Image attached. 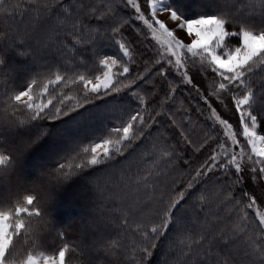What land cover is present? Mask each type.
Segmentation results:
<instances>
[{"label":"rangeland","instance_id":"obj_1","mask_svg":"<svg viewBox=\"0 0 264 264\" xmlns=\"http://www.w3.org/2000/svg\"><path fill=\"white\" fill-rule=\"evenodd\" d=\"M63 1L68 9L61 3L60 17L53 6ZM0 2L5 5V1ZM10 4L0 8L1 14L7 13L3 20L23 19L24 25L18 28L23 34L30 20L38 24L42 15H58L69 29H84L82 40L89 39L93 44L88 46L90 60L78 57L72 49L54 66L65 71L57 70L51 75L40 67L37 71L41 75H36L39 80L35 77L25 88L15 90L10 95L11 102L22 104L23 111L29 112L18 110L14 102L12 112L17 120L27 122L46 108L50 116L69 115L86 104H91L87 114L93 123L113 116L114 126L104 133L98 131L99 125L77 130L79 116L84 115L74 116L66 130H57L39 149V155L50 149L51 156H59L68 150L64 151L66 143L72 146L78 140L75 151L61 159L59 169L70 170L74 166L100 165L127 153V158L113 161L108 167L116 175L114 180L122 181L125 176L126 182L133 179L138 186L147 187L134 195L138 203L149 198L145 212L157 216L153 226H178L168 237V244L178 242L175 261L190 258L194 263L201 260L206 264H264V132L258 128V116L263 112L259 113L258 99L251 94L252 87H244L242 78L264 51V31H251L243 25L237 31L227 30V21L235 22L241 7L226 15L202 12L190 17L171 0H10ZM12 5H30L31 17L15 14ZM249 13L246 7L243 15ZM67 17L73 18L71 22ZM34 30L29 37L38 42L43 32ZM53 31L51 28L47 32ZM102 32L114 39L116 47L111 53L103 48ZM229 36L238 39L231 43ZM18 42L12 39L5 47L15 48ZM18 53L31 54L27 47ZM31 55L21 68L29 69L35 61L42 62L36 54ZM77 61L87 65L85 70H74ZM76 82L81 84L82 93L75 87L69 90ZM162 116L170 120L169 130L164 128ZM93 123L90 124L94 126ZM12 129L3 130L4 139ZM83 135L86 137L81 139ZM26 144L23 141L21 147ZM188 146L194 150L186 154L183 149ZM129 148L133 149L125 152ZM195 152L199 155L198 166L186 172L181 164H189V156ZM8 159L7 153L0 152L1 165ZM45 161L43 156L23 158L19 175L40 180L36 167ZM244 167L250 188L240 178ZM205 177L210 179L198 181ZM213 182H217L215 187L207 185ZM94 188L97 192L71 187L67 199H77L81 206L92 202L94 211L101 210L98 199L103 191ZM31 198L24 196L23 205L29 206ZM58 201L65 209L66 202ZM25 209L13 214L0 211V252L10 242L11 225L15 230L21 228L15 217ZM85 213L84 209L79 214ZM184 215L191 216V228L182 226ZM83 230L80 233L86 235ZM166 253L161 261L170 264ZM8 264H65L63 248L51 254L34 252L24 261Z\"/></svg>","mask_w":264,"mask_h":264},{"label":"trees","instance_id":"obj_2","mask_svg":"<svg viewBox=\"0 0 264 264\" xmlns=\"http://www.w3.org/2000/svg\"><path fill=\"white\" fill-rule=\"evenodd\" d=\"M3 1H5L6 6L0 2V8L11 5L10 0ZM171 2L181 13L190 17H196L202 12L226 15L227 12L236 11L240 6L242 10L236 14V23L227 21V30L237 31L243 25V27L250 28L249 30L264 31V0H189V2L186 0H171ZM61 3L63 7L68 9L64 1L53 6L60 17L63 14V9L59 8ZM12 7L15 8V11H13L15 14L26 15V19L31 17L30 5L23 8L14 5ZM246 7L250 8L251 13L243 15ZM5 15L7 13L1 14L0 10V152L7 153L9 159L2 165L0 164V211L13 214L22 207L26 209L18 217H15L20 221L21 228L15 230L11 225L10 242L5 247L0 264L18 263L24 261L28 255L34 252L51 254L62 248L65 264H159L160 262L165 264L166 262L161 261L164 252H167L166 256L170 260V264H206V261L201 260L194 263L190 261V258L185 261L183 258L180 261H175V254L179 248L178 242L174 245H172L174 241L168 244V237L170 232L178 230V226L175 223H169L166 229L162 228L163 225L153 226L154 223H157V216L145 212L149 208V198L148 201L143 199L142 203H138L137 196L134 195L147 189V187L144 185L138 186V183H134L133 179L126 182L125 176L122 181L114 180L116 175L112 173V170L110 171L108 166L113 161L123 159L127 153L117 155L116 158L107 160L100 165L74 166L70 170L59 169L62 163L61 159L63 157L66 159L72 150L75 151L74 148L79 145L78 140L72 146H70L71 142L66 143L68 147L64 151L68 149L69 152L67 150L61 155L58 154L59 156H51L50 149H45V153L39 155V149L53 137L54 133L58 132L57 130H66L67 124L73 122L72 118L74 116L84 115V117L78 115L77 130L90 129V127L94 128L99 125V128H97L101 133L114 126L113 116L102 117L93 123L87 114L91 104H86L87 106H82L83 108L81 107L80 110L69 115L50 116L51 114H47L49 108H46L27 122L17 120L16 115L12 112L15 101L11 102L10 95L15 90L25 88L33 78H38L41 74L38 75L37 69L40 67L51 75L57 70L65 71L66 69L54 68L59 57L66 58L67 54L65 52L71 53L73 49L78 57H86L90 60L91 52L88 54V46H93V44L89 39L87 41L82 40L81 34L84 29L81 27L69 29L67 23L61 22L58 15L52 17L42 15L38 24L35 23L36 25L30 20L24 34L18 31L20 24L24 25V20L12 17V21L4 22L3 16ZM67 18L70 22L73 19L72 17ZM51 28L54 30L53 33L47 32ZM34 29L43 32V34L39 33L42 37H39L38 42L29 37V32ZM102 34L105 39L103 42L104 50L110 53L113 52L114 47H116L113 37L105 32H102ZM12 39L19 41L17 46L6 49L5 45ZM237 39V36H229L231 43L236 42ZM24 47H27L31 54H36L37 58L40 57L37 60L42 62L35 61L29 69L21 68L20 66L32 57L28 53H18V51L22 52ZM82 50H85V54ZM262 53H260L259 56L261 57L257 58L255 64H250L247 67L244 74H242V78H244V87H252L253 92L251 94L258 99L257 108L259 113L263 112L258 116V128L264 132V51ZM10 67L14 70H11ZM85 67L87 65L85 66L83 62H78V67L74 70L78 72L85 70ZM80 86L81 84L77 83L70 86L69 90L75 87L82 93ZM147 87L153 90L152 87ZM123 94H126V92ZM103 103L106 102L103 101ZM15 104H17L18 110L29 114L28 111H23L24 106L22 104L17 102ZM162 120L166 123L164 128L168 129L167 125L170 124V120L164 116H162ZM90 123H93L94 126ZM11 129L13 130L12 134L4 139L2 136L3 130L10 131ZM21 136L25 137L22 138ZM85 137L83 135L81 139ZM25 138L26 140H24ZM23 141H26L27 144L21 147ZM129 149H126L125 152L131 151L133 148ZM183 150L188 154V151L194 150V148L188 146L184 147ZM38 156L39 158L43 156L46 159L43 166L38 165L36 167V174L39 178L41 177L40 180H37L38 177L36 176L27 178L25 175H19L21 160L23 158H38ZM182 156H185V154H182ZM198 156V153L195 152L191 157L189 156L188 161L190 163L181 164V167L186 169V172H193L198 166V163H196ZM102 169H104V173L101 172ZM239 174L244 184H247V188H250L251 183L247 169L244 167ZM14 175L15 178L13 179ZM202 179L198 181L205 182L210 178L205 177ZM23 180L25 183H23ZM216 184L217 182H213L207 185L213 188ZM78 186L88 190L92 189L93 192H97L94 187L99 191H103V195H99V199L97 195L96 198L100 201L99 203H102L101 210L94 211L92 202L81 206L79 200L67 199L70 188ZM146 191L148 193V190ZM110 193L115 194V196H110ZM26 195L32 197L29 206L23 205V198ZM58 200L66 202V211ZM67 208H70V210L67 211ZM84 209L86 210L85 215H83L86 218L85 220L79 214ZM63 217L66 222L59 224L55 222L56 219ZM190 217L188 215L183 216V227L187 225L191 228ZM200 221L199 219V224ZM81 229H84L86 235L80 233ZM253 238L256 242L259 241V237L255 232ZM183 240L184 242L187 241L186 238ZM16 245L19 248H16Z\"/></svg>","mask_w":264,"mask_h":264},{"label":"crops","instance_id":"obj_3","mask_svg":"<svg viewBox=\"0 0 264 264\" xmlns=\"http://www.w3.org/2000/svg\"><path fill=\"white\" fill-rule=\"evenodd\" d=\"M5 246H7V243H5L4 248H3V249L1 250V252H0V259L2 258V255H3V253H4Z\"/></svg>","mask_w":264,"mask_h":264}]
</instances>
